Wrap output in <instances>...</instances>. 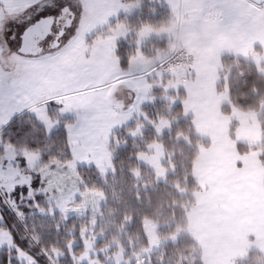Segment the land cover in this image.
<instances>
[{
    "label": "crops",
    "instance_id": "crops-1",
    "mask_svg": "<svg viewBox=\"0 0 264 264\" xmlns=\"http://www.w3.org/2000/svg\"><path fill=\"white\" fill-rule=\"evenodd\" d=\"M141 1H126L135 2L134 7L110 23L112 26L123 24L126 29L116 42L117 46L121 43L126 52L127 66L120 65L124 77L149 69L170 52L176 39L195 56L192 66L173 72L159 82L162 88L183 92L178 102L181 106L178 119L190 118L196 135L209 142L208 147L200 149L193 164L192 176L198 190L193 194L194 205L186 215V231L199 244L203 264H234L235 260L246 258L251 250L264 258V164L257 152L241 154L237 149L238 143L260 145L261 127L256 114L232 107L226 85L223 91L217 89L224 55L253 62L264 76V28L249 22L243 14L225 24L219 10L212 8L213 4L225 0H153L161 8L158 13L163 12L167 17L165 25L170 26L179 16L181 32L175 39L171 37L170 43L164 37L163 45L157 50L158 57L143 70L145 67L138 68L140 61L134 56L139 48L142 54L148 49L147 53L152 55V52L147 48L149 42L145 36L139 41L150 25L136 28L138 22L134 17L141 13ZM228 2L240 5L242 12H246L248 6L255 8L248 0ZM173 4H178V8L174 10ZM144 89L149 88L139 80L121 82L113 88L115 120L119 122H113L106 134L81 133L75 128L73 115L67 127L73 128L71 135L67 132L69 167H94L100 175L111 171L113 155L107 141L116 132L133 125L129 111L139 103ZM153 94L156 96L151 98V103L159 101L160 95L154 91ZM224 106L230 108L229 114L223 113ZM233 123L236 124L234 139L230 137Z\"/></svg>",
    "mask_w": 264,
    "mask_h": 264
},
{
    "label": "snow or ice",
    "instance_id": "snow-or-ice-1",
    "mask_svg": "<svg viewBox=\"0 0 264 264\" xmlns=\"http://www.w3.org/2000/svg\"><path fill=\"white\" fill-rule=\"evenodd\" d=\"M178 6L173 4L174 10ZM131 7L122 0H0V141L6 132L22 131L24 121L18 123V118L25 113L41 125L53 113L58 118L74 113L75 128L89 134H106L119 122L112 90L125 75L116 42L126 29L108 21ZM212 8L225 24L243 14L264 28V0H256L255 8L248 6L246 12L228 0ZM53 103L60 107L51 108ZM66 131L71 135L72 126ZM4 150L0 142V152ZM29 159L25 153L17 160L13 153L0 163V203L17 213L24 199H34L37 191L33 175L18 180L13 172L21 164L27 168ZM5 166L7 182L2 180ZM3 221L0 214V224ZM5 246L6 264H38L6 226L0 227V249Z\"/></svg>",
    "mask_w": 264,
    "mask_h": 264
},
{
    "label": "rangeland",
    "instance_id": "rangeland-1",
    "mask_svg": "<svg viewBox=\"0 0 264 264\" xmlns=\"http://www.w3.org/2000/svg\"><path fill=\"white\" fill-rule=\"evenodd\" d=\"M122 2L126 3L124 0ZM134 3L128 4L134 7ZM139 5V12L141 13L134 17L138 22L136 28L139 29L144 24L150 25L147 32L139 37V41H143L142 38L145 36V40L149 42L147 48H150L152 55L147 53L149 49L142 54L139 48L134 59L140 61L138 68L145 67L143 69L145 70L148 68L146 64L152 63L158 57L157 50L163 45L164 37L170 43L171 37L175 39L177 33L181 32V23L178 16L170 26L165 25L167 17L163 15V12L158 13L161 8L155 5L153 0H143ZM124 12L121 9L116 15L109 17V24ZM167 52L169 51L167 50L165 54ZM132 75H128V78L123 79L122 82L139 80L149 89H144L139 103L132 106L129 111L133 125L124 133L116 132L108 139L107 146L111 149L113 157L120 148H125L127 145L142 148L135 154L137 167L130 171L131 177L136 182L135 190L142 192L152 182H166L167 175L174 171L172 154L166 156L164 145L158 139L165 132L170 131L171 123H175L178 119L179 108L177 106L179 105L178 102L182 100L183 92L179 89L171 91L169 87V89L167 87L162 88L163 84L159 83L162 81L158 78L162 80L166 76L158 77L145 74L132 78ZM163 90L165 93L161 92ZM153 91L160 96L159 101L151 103V98L156 96ZM50 107L58 109L60 106L53 103ZM73 115L74 113H65L58 118L53 113L42 126L47 135L58 128L66 130L73 120ZM172 119H174L173 122ZM149 137L153 139L150 140ZM124 138L126 139L124 140ZM180 138L183 137L179 136L177 139ZM128 139L132 142H129ZM183 139L187 142L186 138ZM3 144L5 150L0 152V163H3L13 153L17 160L23 159L27 153L30 158L27 168L21 164L18 168L13 169V172L17 174L18 180L27 177L29 174L33 175V186L37 191L34 192V199H24L23 203L20 204L18 213L0 203V214L2 207L6 206L20 223L25 224V221L29 219L35 227L54 234L53 241L55 243L51 245L49 250L41 247L39 253V255H44L46 264H153V260L157 258L155 254L157 252L162 253L165 245L175 243L183 233L180 227L174 231L169 230L174 219L164 223L146 219L143 229L147 246H142L138 239L130 237L129 231L126 229V226L131 222L130 218H125L121 224L115 223L114 219L106 213V208H103L106 203L103 190L89 188L77 169L69 167L71 160H67L64 153L59 152L45 161L42 157L44 150L19 148L5 142ZM141 166L147 171L143 172L140 169ZM91 168L94 169V167ZM97 174L105 182L108 174ZM39 177H43V182L40 181ZM191 178L194 179L193 176ZM7 179L5 166L2 180L7 182ZM186 184L185 180L182 187L179 183L173 185L174 191L180 197L186 198L181 204V209L184 211L194 205V203L193 205L190 204L189 199L194 192L189 191L185 187ZM24 192L27 193V188L24 189ZM0 227H4V221ZM29 234L32 240L30 244L31 242L38 244L40 237L37 236L42 237L43 235L36 233V236L32 232ZM57 234L61 235L58 236ZM3 249L7 248L4 247ZM28 253L31 254L30 251ZM31 255L37 260L38 255ZM181 259L183 263L193 264L190 256Z\"/></svg>",
    "mask_w": 264,
    "mask_h": 264
},
{
    "label": "trees",
    "instance_id": "trees-1",
    "mask_svg": "<svg viewBox=\"0 0 264 264\" xmlns=\"http://www.w3.org/2000/svg\"><path fill=\"white\" fill-rule=\"evenodd\" d=\"M132 1V0H124ZM124 46L119 43L118 55L122 68L127 66V57ZM221 80L217 86L218 91H223L227 87L229 101L232 107L245 112L257 114L259 121L262 140L258 146H248L237 144L239 153L257 152L260 161L264 164V76L260 73L257 66L248 60L237 58L233 55H224L221 58ZM161 81V78H158ZM179 116L181 113L180 104ZM230 108L224 106L222 111L229 114ZM24 121V127L19 133H4L3 143H9L15 147L30 150H44L43 159L47 161L50 156L64 153L67 160L71 159L69 147L67 144V131L65 129H55L50 135H47L45 128L37 121L25 113L18 118ZM236 124L233 123L230 129V137L234 139ZM124 133V130L118 131ZM179 136L186 138L177 139ZM126 138H124L125 140ZM149 139H153L149 137ZM164 145L166 155L172 154V163L174 171L167 175L166 182H152L145 190L139 192L135 190L136 184L130 171L137 167L135 154L142 149L139 146L133 147L127 145L125 148L114 154L112 160V171L108 174L105 182L99 177L93 168L79 167L77 171L83 177L89 188L103 190L106 196V213L109 214L114 222L121 224L125 218H130V224L126 226L130 237L138 239V242L145 247L147 239L144 234V220L152 219L160 223L168 222L174 219L169 227L174 231L177 227L183 230V233L177 238L176 242L167 244L163 247V252H157V258L153 264H187L183 263L181 258L190 256L193 264H202L201 249L198 243L186 231V212L181 209V204L186 200L180 197L175 191L173 185L179 183L183 186L186 180V188L191 192L198 190L197 183L191 177L193 164L199 155L200 149L208 147L209 142L199 138L190 118H180L172 126L170 131L165 132L158 139ZM129 142H132L128 139ZM144 172L146 168L140 167ZM152 174V173H150ZM190 204L193 205V196L189 197ZM1 214L4 217V226L11 228L13 236L20 247L31 254L38 255L39 264H46L44 255L40 254L41 247L50 249L54 244V234L46 232L34 226L32 221L27 219L25 224L20 223L13 213L6 206L2 207ZM30 232L43 234L38 239V244H30ZM58 236L61 234H57ZM7 249L0 250V264H6ZM13 264H16L13 260ZM234 264H264V258L255 250H251L244 259H237Z\"/></svg>",
    "mask_w": 264,
    "mask_h": 264
},
{
    "label": "built area",
    "instance_id": "built-area-1",
    "mask_svg": "<svg viewBox=\"0 0 264 264\" xmlns=\"http://www.w3.org/2000/svg\"><path fill=\"white\" fill-rule=\"evenodd\" d=\"M194 62V54L185 46H183L178 39H176L168 55L163 57L146 71L133 74L132 78H136L139 75L142 76L145 74L158 77L166 76L172 72L189 68L194 64ZM125 78H128V76L124 77L123 79Z\"/></svg>",
    "mask_w": 264,
    "mask_h": 264
},
{
    "label": "water",
    "instance_id": "water-1",
    "mask_svg": "<svg viewBox=\"0 0 264 264\" xmlns=\"http://www.w3.org/2000/svg\"><path fill=\"white\" fill-rule=\"evenodd\" d=\"M248 1L256 5V0H248Z\"/></svg>",
    "mask_w": 264,
    "mask_h": 264
}]
</instances>
